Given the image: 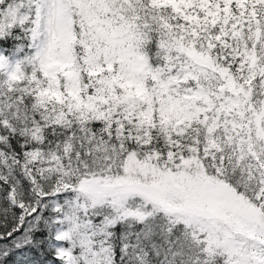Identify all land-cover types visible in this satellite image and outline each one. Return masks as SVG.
<instances>
[{
    "label": "snow or ice",
    "instance_id": "1",
    "mask_svg": "<svg viewBox=\"0 0 264 264\" xmlns=\"http://www.w3.org/2000/svg\"><path fill=\"white\" fill-rule=\"evenodd\" d=\"M0 264H264V0H0Z\"/></svg>",
    "mask_w": 264,
    "mask_h": 264
}]
</instances>
